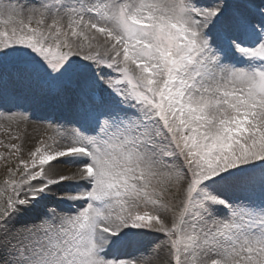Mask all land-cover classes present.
Wrapping results in <instances>:
<instances>
[{"label": "snow or ice", "instance_id": "6c2138e0", "mask_svg": "<svg viewBox=\"0 0 264 264\" xmlns=\"http://www.w3.org/2000/svg\"><path fill=\"white\" fill-rule=\"evenodd\" d=\"M23 104L70 119L3 145L0 264H264V0H0Z\"/></svg>", "mask_w": 264, "mask_h": 264}, {"label": "rangeland", "instance_id": "374dc122", "mask_svg": "<svg viewBox=\"0 0 264 264\" xmlns=\"http://www.w3.org/2000/svg\"><path fill=\"white\" fill-rule=\"evenodd\" d=\"M11 107V105L0 106V153L5 155L8 150L4 148V144L20 143L21 140L24 144V153L26 155L27 151L30 150V146H34L38 140L55 134L53 128L48 126L49 121L59 122L63 118L62 112L57 111L58 114H55V112L49 109L23 104L21 108L13 109L12 112L17 115L23 113L24 116L29 117L28 119H5V116L12 115V113L7 111ZM15 136H20L21 140L10 139V137ZM4 172V159L0 156V181L4 179ZM124 250L128 258L136 255L135 245H129ZM156 264H159V262Z\"/></svg>", "mask_w": 264, "mask_h": 264}, {"label": "bare ground", "instance_id": "6f19581e", "mask_svg": "<svg viewBox=\"0 0 264 264\" xmlns=\"http://www.w3.org/2000/svg\"><path fill=\"white\" fill-rule=\"evenodd\" d=\"M65 119H70V117H68V115H67L66 113H63L62 121L65 120ZM131 251H132V250H131ZM124 252L126 253L125 250H124ZM160 255H161V257H162L163 254L161 253ZM157 262H158V261H157ZM157 262H156V263H157Z\"/></svg>", "mask_w": 264, "mask_h": 264}]
</instances>
